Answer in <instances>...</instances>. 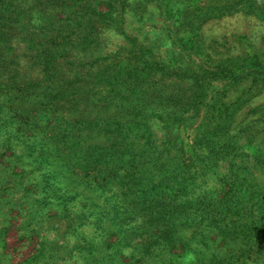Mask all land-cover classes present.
I'll list each match as a JSON object with an SVG mask.
<instances>
[{"label":"rangeland","instance_id":"rangeland-1","mask_svg":"<svg viewBox=\"0 0 264 264\" xmlns=\"http://www.w3.org/2000/svg\"><path fill=\"white\" fill-rule=\"evenodd\" d=\"M0 264H264V0H0Z\"/></svg>","mask_w":264,"mask_h":264}]
</instances>
